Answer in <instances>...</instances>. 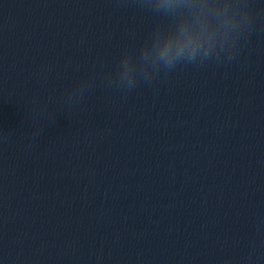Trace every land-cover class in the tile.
<instances>
[{
  "label": "clouds",
  "instance_id": "clouds-1",
  "mask_svg": "<svg viewBox=\"0 0 264 264\" xmlns=\"http://www.w3.org/2000/svg\"><path fill=\"white\" fill-rule=\"evenodd\" d=\"M237 44L233 47V49L229 52L230 54L234 53L236 50ZM201 50L203 51L204 59L206 60L210 57V53L207 49H200V46L197 43L192 42L191 40H188L185 43L179 44L176 47L175 53L172 52L170 47L165 46L163 49L162 55L160 56V60L164 64V68L166 70H172L174 66L178 65L181 62H194L196 61V54L197 51ZM187 55L188 59L187 61H183L182 58ZM201 60V61H203ZM152 77H145L146 80H150ZM133 86L132 82L129 81L128 87L131 88Z\"/></svg>",
  "mask_w": 264,
  "mask_h": 264
}]
</instances>
